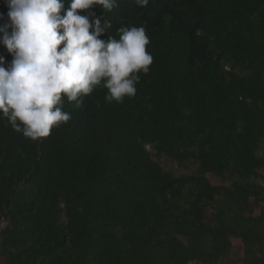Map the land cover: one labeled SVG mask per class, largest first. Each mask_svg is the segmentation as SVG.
Returning a JSON list of instances; mask_svg holds the SVG:
<instances>
[{"label":"trees","instance_id":"trees-1","mask_svg":"<svg viewBox=\"0 0 264 264\" xmlns=\"http://www.w3.org/2000/svg\"><path fill=\"white\" fill-rule=\"evenodd\" d=\"M93 10L111 24L100 39L143 26L153 62L122 103L103 86L81 108L64 98L70 120L40 142L0 116L4 264H264V211H250L264 206V0ZM7 12L0 0V25Z\"/></svg>","mask_w":264,"mask_h":264},{"label":"clouds","instance_id":"clouds-1","mask_svg":"<svg viewBox=\"0 0 264 264\" xmlns=\"http://www.w3.org/2000/svg\"><path fill=\"white\" fill-rule=\"evenodd\" d=\"M8 19L0 25V44L12 56L7 68L0 57V116L32 141L49 137L53 127L70 120L66 102L81 108L97 86L108 90L104 99L122 103L134 97L137 73L147 74L153 62L146 50V29L121 26L118 38L101 26L94 5L104 13L122 0H4ZM150 0H132L139 8ZM67 5V7H66ZM78 10H88L81 15ZM4 14L0 13V20ZM91 29V31H90Z\"/></svg>","mask_w":264,"mask_h":264},{"label":"rangeland","instance_id":"rangeland-1","mask_svg":"<svg viewBox=\"0 0 264 264\" xmlns=\"http://www.w3.org/2000/svg\"><path fill=\"white\" fill-rule=\"evenodd\" d=\"M247 105L251 108H256V107H261L259 103H254L252 101H246ZM263 131H264V126H263ZM256 154L258 159L263 163L264 166V140L260 141L258 140V145L256 148ZM161 164L165 169H170L174 174L179 175V174H190L193 172L194 165H188L187 167H178L174 162L168 161L166 159H160ZM207 178L209 179L210 183L213 185H219L222 184L223 181L216 177L215 175L212 174H206ZM251 203V202H250ZM61 205V203L59 204ZM250 211L252 213H260L264 211V206H256L253 208H250ZM4 221L0 219V229L4 226ZM232 253L234 256H240L242 253V246L241 242L239 240H235L234 242V247L232 249ZM0 264H4L3 258L0 256ZM14 264H19V263H14ZM189 264H199L197 262H191ZM240 264V263H238Z\"/></svg>","mask_w":264,"mask_h":264}]
</instances>
